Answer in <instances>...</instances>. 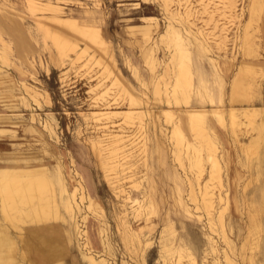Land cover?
I'll return each instance as SVG.
<instances>
[{
  "label": "rangeland",
  "instance_id": "1",
  "mask_svg": "<svg viewBox=\"0 0 264 264\" xmlns=\"http://www.w3.org/2000/svg\"><path fill=\"white\" fill-rule=\"evenodd\" d=\"M39 1L43 6L46 2L57 4L65 16L97 24L101 46L106 53L102 54L97 46L98 50L79 35L65 30L54 18L53 10L31 11L27 0L21 1L19 9L9 1L0 2V24L8 35H4L0 27V38L4 41V50H0V125L16 130L0 135V155L8 158L11 152L10 156L15 160L27 157L48 165L59 161L67 182L68 175L72 174L76 181H81L84 191L99 203L95 212L89 210L91 214L86 219L88 233L94 240V246H86V249L97 252L107 264H191L188 256L178 259L177 252L171 254L170 251L177 245H184V241L190 247L195 264H264V120L261 112H257L252 124H247L240 114L233 121L227 111L223 112L222 123L211 113L206 115L203 125L215 142L220 173V179L208 180L211 163L207 160L206 143L201 144L204 167L201 175L196 167L190 166L184 145H181L182 165L175 155L179 148L171 139L170 130L177 119L182 120L183 113L179 109L185 104L179 99L180 102H176L168 93L171 84L163 83V79L171 83L173 74L158 81V95L154 91L157 78L163 74V63L173 49L171 43L169 47L160 42L158 34L172 20L190 48L211 56L220 68L219 78H213L211 65L203 61L209 87L202 100L192 93L190 104L206 108L227 104L236 73L237 79L243 76L241 84L247 83L245 77L248 76L238 71L241 59L264 57V11L249 27L256 51L247 53L241 44L250 0H233L232 4L229 0H170L168 10L162 0ZM144 16L157 17L159 24L153 30L155 38L149 42L155 48L153 72L143 54L146 43L137 42V38H142L137 28L143 23ZM36 17H40L42 27L45 25L43 30L36 24ZM56 33L63 41L66 37L69 46L62 44L63 49L57 48L56 40H52ZM75 44L77 48H74ZM195 53L193 51L191 57L196 73ZM245 64L246 67L253 66ZM119 74L123 83L130 86L136 97L139 96L141 104H129V95L119 89V84L112 87V79L118 78ZM258 76L256 73L252 88H258ZM21 83L38 89L36 100ZM244 88L239 89L238 94L248 93L246 100L237 97L231 101L230 95V102L235 106L246 104L256 91V88L248 91ZM101 94L102 98H98ZM254 99V105L264 109V100ZM107 105L120 111L129 107L143 111V126L140 127L136 117L132 122L121 116L105 119V115L98 120L102 116L96 117L95 110ZM251 107H244L245 112L250 113ZM30 113L36 116L34 122ZM44 121L51 132L43 127ZM102 123L109 126L103 129L105 132L123 135L124 143L128 144L126 147H130L126 163L115 173L106 170L100 162L98 152L105 144L98 140L102 138L99 137ZM184 132L187 141L195 142L194 135L185 128ZM172 171L176 173L177 183ZM207 180L210 181L207 190L212 198V206L208 208L201 202ZM111 181L116 183V188ZM152 182L153 186L149 188ZM192 189L196 201L192 200ZM179 197L187 204V210L178 202ZM141 201H146L148 206L153 202L156 211L147 207L144 214L135 217L131 210ZM123 208H127L131 223L138 224L133 225V230L137 229L141 241L123 239L120 218ZM221 212L222 223L218 217ZM168 220L173 223L174 232L166 240L170 247H161L162 229ZM96 223L102 229L104 244L96 234ZM25 225L20 223V226ZM12 231L17 234L16 228L12 227ZM208 237H211L215 251L210 250ZM65 259L66 264L79 261L74 249Z\"/></svg>",
  "mask_w": 264,
  "mask_h": 264
},
{
  "label": "bare ground",
  "instance_id": "2",
  "mask_svg": "<svg viewBox=\"0 0 264 264\" xmlns=\"http://www.w3.org/2000/svg\"><path fill=\"white\" fill-rule=\"evenodd\" d=\"M27 1H28V7L31 9V11L35 12L36 10H41V11L53 10L52 12L56 14V15L53 14L54 18L56 19L57 22L60 23V25H62V27L65 30L68 29L71 32H74L76 35H79L89 45H91L92 47L95 46V49L98 50L99 48L102 54L106 53L105 48L104 47L102 48L101 46L102 43L100 40H102V38L100 37V30L97 24L89 21L84 22L83 20L81 21L76 17L65 16V12L61 8H59L57 4L46 2L44 4L45 6H43L42 2H40L39 0H27ZM169 1L170 0H162L163 5L166 7L167 10L170 7ZM229 2H231L230 4H232L233 0H229ZM262 11H264V0H250L248 5V17L246 19L243 28L244 33L242 32L243 39L241 44L242 49L247 53L256 51V49H254L252 45L249 27L254 21H256V19L259 17V14ZM39 18L40 17H36V24L40 28H42L41 30H43L44 29L43 27L45 25L43 24L42 27L41 24L43 22L41 23ZM142 19H143L142 20L143 23L139 25V27L137 28V30L141 33L142 38L141 39L137 38V42L139 44L146 43V45L143 47V51H144L143 54L146 62L149 63L150 70L153 72L154 68L156 67L154 64L155 48L149 42L151 39L155 38L152 35L153 30L155 28L157 29L159 24L157 17L154 16H144L142 17ZM171 21L168 22V24H166L165 26V29L158 34L159 37L158 40L160 42H164L169 47L171 43L173 45V49H171V53H169L170 56L168 57V60L165 61V63H163L164 65L163 74H161V76L157 78L156 82H158L160 79H163L165 75L172 73L173 79L171 83L169 80L166 79H163V83L171 84V88L168 93H170V95L175 98L176 102H180L178 101L179 99L184 102L183 104H185L184 108L179 109V111L181 110V112L183 113L182 120L177 119L172 125V129L170 130L171 131L170 137L174 141L175 146L179 148L175 155L176 158L179 160V163L182 165L181 145H184L186 152L188 154L187 156L190 166L196 167L198 169V175H201L204 170L202 164V156H201V152H202L201 150L203 147L201 148L202 146L201 144L206 143L207 160H209L211 163V167L208 173V180L220 179L219 162L218 159L215 157L216 154L215 142L211 139L210 135L207 134V132L205 131V127L203 123L206 121V115H208V113L213 114V116H215L216 119L222 123L224 118L222 116L224 110L223 107H219V106L208 109V108L194 107L189 105L191 94L193 92L191 48L189 44L185 41V38L183 37L180 31V28L177 26V24ZM45 30L47 34L50 33L48 29ZM50 30L53 29L51 28ZM59 35L56 33V37L55 36L52 37L53 41L56 40L55 43L57 44V48H62L60 47L62 46V44L69 46L66 37L65 40L63 41V38H60ZM3 42H4L3 39L0 38V50L1 49L4 50ZM154 44H156V42ZM96 46L98 48H96ZM6 47L7 46H5V48ZM74 48H77V44L74 45ZM161 62L162 60L159 59L158 63L161 64ZM245 65L247 66V64H245L244 62L241 64V67L238 66L240 67L238 71H241L245 73L246 76H248V77L244 76L245 78H247V83L245 85H243L244 82L243 84H241V81L243 79L241 81L240 79L243 76L242 77L240 76L241 78L237 79V73H236L235 79L233 78L234 82L232 81L233 87L231 85L232 95L231 94L230 95L233 97L231 101L237 100V97L239 99L246 100V98L248 97L247 95L248 93H246V95L244 94L245 92L243 94H238V92H240L239 89H241L242 87H245L244 89L248 88L247 91L256 88V87L254 88L252 87L257 72L256 70H254L255 68H252L254 66L246 67ZM121 76L119 74L118 78L112 79V83H111L112 87L116 88V85L119 84V89L125 92L127 95H129V104L139 103L140 102L138 101L139 96L136 97V95L130 90L129 88L130 86L128 85L129 86L128 87L125 83H123V80H121L120 78ZM122 79L124 78L122 77ZM21 84L23 85V88L26 90V92H28V94L32 96V99L36 100V96L39 94L38 89L33 85H29L26 83H21ZM158 84L159 82L156 83V86L154 88L155 89L154 91L157 95L159 94L160 91V87H159L160 84L159 86ZM200 88L202 87L200 86ZM91 90L93 91L94 89ZM168 93L166 94L167 96ZM99 96L102 98V94L98 95V98ZM229 110H230V114L229 113L228 114L229 116H231V119L234 120L236 114V113L234 114V111H236V108H234V106H231ZM249 111L250 113H248V111L246 112L244 111L243 115L247 119L253 120L257 112H259V109L258 107L253 106L250 108ZM166 112L170 113V115L172 114L171 110H167ZM94 114L96 115V117L102 116L100 118L98 117L97 118L98 120H102L104 118L103 116L105 115V119L121 116L123 120L127 122L129 121L132 122L136 117L138 120H140L139 122L140 127L143 126V125L141 126L142 123L141 121L143 119L142 118L143 111L137 108L129 107L125 110L120 111L119 109L109 107V105L102 108H100L99 106V108L95 110ZM35 117H36L35 114H31L30 119L33 121ZM42 125L45 129L46 128L49 129L50 127L48 126L46 121H44ZM107 127L109 126H107L104 123L101 124L100 129H102V133L99 134V137L102 138L99 139L97 138V139L100 142L104 141L105 144L102 145V149H100L98 153L100 154V162L102 166L108 171L113 170L115 173L117 172L119 167H122L126 163L127 160L126 157H128V155L130 154V147H126L128 144L124 143L123 135H117V134L111 135L110 132L108 133L105 132V130L103 129H108ZM27 128L28 130L31 131V129L28 126ZM184 128L188 130V132H190L192 136L194 135L195 138L193 139H195V142L186 140ZM11 130H13V128L0 125L1 136L5 135L6 132L9 133L12 132ZM49 130L51 132L52 129ZM14 131L16 130L14 129L13 132ZM41 136L42 134H40V137ZM122 152H124V154H122ZM10 155L11 152L9 153L8 158L0 155V264H66V259H65L66 255L68 254V252L72 251L73 249L77 252L79 261L78 262L73 261L72 264H107L106 261L103 259V257L99 256L97 252H93L89 249L88 250L86 249V246H94V240L90 237L88 233L86 219L89 213L91 214V212H95L94 208L98 207L99 203L96 202L87 191H84L83 188H85V186L82 185L81 181L79 180L76 181V179H74L73 174L69 176L66 173L68 175V182H69L68 184L64 174L60 169L61 164H59V161L53 163V165L51 164L48 165L49 163L47 164L44 162H37L38 160L32 161V159L27 157L24 158L19 157L18 159L15 160ZM208 180L206 181V183L204 181L205 184L203 191L201 193L202 194L201 202L207 208L212 206V198L209 197V190H207V186L210 182V181L208 182ZM112 182L113 181H111V183ZM113 183H114L113 187L116 188V183L115 182ZM148 186L149 188H151L153 186V182L150 183ZM119 187L120 186L118 185V188ZM191 192H192L191 193L192 200L196 201V195L193 189L191 190ZM179 199L180 200L178 202L183 204V206L187 210V204L184 201H182L180 197ZM147 207L154 209V212L156 211L157 208L153 202H151V205L148 206L146 201H141V203H138V206L134 208L133 211L131 210V212L133 213V215L135 214L134 215L135 217H137L141 215L145 211V209H147ZM255 207L257 208V206ZM89 210H91V212H89ZM120 215L123 225V232H122L123 239L132 240V241L133 239H136L137 241L138 240L141 241V237L140 234L137 232V229L135 228V230H133V225L135 227L137 223L132 224L131 221L128 219L127 208H123L121 210ZM222 215H223L222 212L218 215V217L221 220V223H222ZM20 223L23 224L26 223V225L20 226ZM83 223L85 224L86 229L84 226H82ZM172 224L173 223L170 220H168L162 229L164 234H162V238H161L162 239L161 247H170L169 243L167 244L166 240H169V238H171V236L173 235L174 231L172 229ZM12 227L17 229L16 231L17 234L13 233ZM101 233H102V229L96 223V234L98 235V239L100 240V242L104 244L105 239H102L103 237ZM207 239L210 250L215 251L216 248L215 245L213 244L211 237H208ZM170 251L171 254L177 252L178 259H181L185 255L188 256V259L192 261L191 264H195L194 256L192 255L191 251H189V248H187L185 245H177L176 247L171 248Z\"/></svg>",
  "mask_w": 264,
  "mask_h": 264
},
{
  "label": "crops",
  "instance_id": "3",
  "mask_svg": "<svg viewBox=\"0 0 264 264\" xmlns=\"http://www.w3.org/2000/svg\"><path fill=\"white\" fill-rule=\"evenodd\" d=\"M11 2L13 4V7L19 9V7L22 5L21 4V1L23 0H20V4H19V0H0V2ZM0 27H1V24H0ZM2 29V27H1ZM3 30V29H2ZM4 32V30H3ZM4 35H7V33L4 32ZM8 36V35H7ZM195 51V55H196V58L195 60H193L195 62V69H196V73L194 72V70L192 69V72H193V94L198 96L199 100H202V96H203V93L207 92L208 90V87L206 82H207V79L206 77H204L205 75V70H204V62L203 61H207L210 65H211V72L213 74V78H219L220 76V71H219V66L215 63V61H213V58L211 56H208L207 54H204L203 52H200V51H197L196 49H191V53ZM250 63L252 64L255 68H256V72L259 74L258 76V82L259 83V87L256 88L257 90L255 91L252 99L250 101H245L246 104L242 105V106H235L234 103H231L230 102V92H231V86L229 88V98H228V101H227V104L225 105H216V106H219V107H223L224 108V111H227L229 114H230V107L231 106H234L236 108V114H235V119L236 117L238 116V114L240 115H243L244 114V107H247V106H255L254 105V102H255V97L259 98L260 100H264V57L262 58H259L258 56L256 57H253V58H248V57H243L240 61V64L241 63ZM191 63H192V57H191ZM238 68V67H237ZM236 72V71H235ZM262 72V73H261ZM194 73L196 74V77L194 75ZM262 75V76H261ZM233 77V76H232ZM196 79V84L194 83V80ZM261 80V81H260ZM203 82V83H202ZM231 82V81H230ZM200 86L202 88H200ZM204 90V91H203ZM260 90V91H259ZM259 93V94H258ZM258 94V95H257ZM210 94L208 93V96ZM190 106H194V107H203V108H206L204 107L203 105L201 106H196V105H192L189 103ZM216 106H213V107H216ZM211 107V108H213ZM257 107V106H255ZM211 108H208V109H211ZM259 111H261V115H262V120H264V109H259ZM213 115V114H212ZM231 117V116H230ZM243 117L245 118V122H247V124H252L254 123L255 121V117L253 118V120H249L247 119L244 115ZM234 119V120H235ZM233 120V121H234ZM249 120V121H247ZM250 122V123H249ZM246 124V125H247ZM159 151L161 152V154L163 153V150L162 148L159 149ZM172 174L173 176L175 177L176 179V183H177V176H176V173L174 171H172ZM185 242V241H184ZM208 242V241H207ZM187 248H189L190 250V247L187 245V243H183Z\"/></svg>",
  "mask_w": 264,
  "mask_h": 264
}]
</instances>
